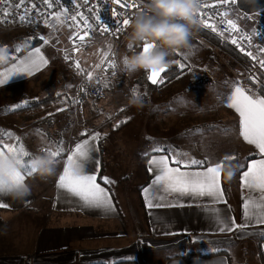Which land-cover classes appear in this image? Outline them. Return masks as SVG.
I'll list each match as a JSON object with an SVG mask.
<instances>
[{
    "label": "rangeland",
    "instance_id": "rangeland-1",
    "mask_svg": "<svg viewBox=\"0 0 264 264\" xmlns=\"http://www.w3.org/2000/svg\"><path fill=\"white\" fill-rule=\"evenodd\" d=\"M251 15L254 16L235 11L232 20L241 28L264 29V16ZM42 36L48 39V44L41 40ZM126 36L127 33L116 42L97 40L88 44L83 57L86 63L97 65L108 52L115 55L117 66L115 74L105 79L106 100L79 107L73 103L76 72L61 60V51L73 43L64 24L57 25L56 29L46 25L27 30L7 29L0 23V43L10 46V60L17 63L34 48H40L48 60L47 65L39 68L45 67L39 77L43 80L25 88L26 95L16 92L0 98V146L7 143L19 147L22 143L31 154L25 159H30L36 154H48L46 149L55 150L58 142L63 141L64 153L57 158L58 167L73 142L82 138L81 132L85 129L89 133L100 132L104 176L114 181L107 185L130 227L143 220L140 189L147 179L143 158L157 153L153 151L157 147L167 149L169 155L182 152L200 160L216 161L226 155L233 156V145L229 141L233 124L228 129L226 117L217 113L225 105L233 82L247 84L246 87L258 82L246 79L249 68L237 52L214 38H211L213 43H205L195 35L189 55L176 53L170 58L173 63L169 67H178L175 62L181 61L186 64L185 69L170 81L164 77V83L157 88L147 89L144 84L148 73L130 71L122 64L125 53L131 55L132 51L141 50L138 45L129 49ZM108 44L112 45L110 52ZM134 89L143 101L142 107L129 103ZM32 101L46 103L30 110ZM16 105L20 107L14 108ZM248 153L252 152L243 148L235 165L226 169V172L238 170L231 178L226 176L229 183L237 179L239 165L246 163ZM258 243L246 242L240 251L231 249L233 264H260L255 257Z\"/></svg>",
    "mask_w": 264,
    "mask_h": 264
},
{
    "label": "crops",
    "instance_id": "crops-1",
    "mask_svg": "<svg viewBox=\"0 0 264 264\" xmlns=\"http://www.w3.org/2000/svg\"><path fill=\"white\" fill-rule=\"evenodd\" d=\"M15 63L13 59L6 65H0V73H5ZM43 70L45 67L34 70L30 75L20 73L12 76L7 83L0 84V98L16 92L26 95L28 90L25 88L29 89L32 83L43 80L39 78ZM251 83V87L242 85L249 94H260L257 89L259 83ZM232 90L233 85L228 96ZM217 114L226 117L228 129L233 124V136L229 134L233 156L240 158L243 148L252 152L247 158L250 154L255 155L254 146L245 142L239 134V114L229 106L228 101ZM81 139L74 141L71 148ZM98 149L97 171L100 174L105 168L99 144ZM160 154L164 153H152L143 158L147 173L145 184L140 189L143 220L130 227L124 221L112 190L104 181L99 182V176L97 182L109 190L114 211L81 207L77 198L57 188L67 154L53 176L41 178L35 173L26 174L24 183L30 185V195L23 200L0 197V202L8 205L0 207V264H233L230 250L240 251L243 244L251 241H259L255 257L260 264H264V224L253 221L244 229L220 232L209 219L211 213L205 212V208H230V213L222 214H230L235 217L236 223H243L242 196L248 193L241 188L240 172L236 180L231 179L230 183L226 180V169L235 164H226L225 160L221 171L227 205L212 204L207 197L167 195L160 189L155 191L153 203L161 206L149 208L142 189L149 187L155 176L148 170V160ZM84 171H88V165H85ZM232 171L235 175L238 170L234 168ZM162 196L164 199H159ZM251 196L258 198L259 193L254 192Z\"/></svg>",
    "mask_w": 264,
    "mask_h": 264
},
{
    "label": "snow or ice",
    "instance_id": "snow-or-ice-1",
    "mask_svg": "<svg viewBox=\"0 0 264 264\" xmlns=\"http://www.w3.org/2000/svg\"><path fill=\"white\" fill-rule=\"evenodd\" d=\"M88 2L89 0H84L85 5L88 4ZM228 2L229 0H216V3L221 5L227 4ZM0 3L8 4L9 7H11L9 0H0ZM28 3L31 5L30 7L25 6L26 0H19V3L14 6L17 10L22 6H25L24 12L19 16L21 21H25L26 18H28V14L33 9H35L39 15H43V13L36 8L35 4H31V0H28ZM43 3L47 8H53L52 0H43ZM56 3L59 4V0H56ZM113 3L120 8L125 7V4H123L121 0H113ZM70 4L76 9L81 7V5L77 3V0H70ZM127 6L131 8L137 7L135 3ZM9 7L3 8V14L5 17L9 15ZM202 7L212 8L214 6L202 4ZM60 8V11L51 12L50 16L52 19H44V23L50 28L56 29L57 25H62L69 19L75 22L77 31L72 32L70 39L73 40V51L78 52L79 48L75 47L76 42H80L81 44L84 43L85 39L90 35L92 25L89 23L88 17L84 16L82 12L77 11L75 15H70L67 7L60 5ZM111 15L113 17L118 16L115 8L111 9ZM199 15L204 17L200 19V23L203 24L205 28H210L214 32L217 31V25L214 20L210 22L205 14L201 12ZM220 15L222 16L221 24L226 23L227 30L231 33H236V35H233L231 38L232 44L237 45L240 48V51L244 52L245 49L240 45L239 41L247 40L251 43L252 36L241 31L234 20L223 19L224 17H227V12L221 13ZM95 19L101 25L103 31L107 32L109 30L108 24L101 21L98 12L95 15ZM129 22L130 20L128 18L119 21L117 31L120 30L119 24L128 26ZM81 25H83L85 29L83 34H79L78 31ZM69 27H72V25H69ZM260 34L261 33L257 30H253V35ZM219 35L224 36V31H220ZM41 40L45 44L49 43L48 39L43 36L41 37ZM144 47L146 50L148 45H145ZM111 48L112 45L108 44L109 52L111 51ZM16 50L19 51V47H17ZM259 51L264 53V47L259 48ZM246 54L250 56L252 60L257 61L261 68H264V59H258V57L252 52H247ZM65 59H69L67 53H65ZM105 62L110 67L115 68L117 66L114 60L108 58V52H105L101 59V63ZM175 63L178 65L181 72L186 67L184 62L176 61ZM47 64L48 60L42 54L41 49L34 48L25 58L19 60L18 63H15L8 68L5 73H0V84L7 83L8 80L16 74L26 73L30 75L34 70H38ZM100 66V64L96 65L97 68H100ZM75 67L80 72L85 73L89 81L93 79V72L81 68L79 61H76ZM166 74L167 68L162 69L159 73H148L146 78L150 80L153 85L163 84L164 75ZM250 79L258 82L260 84L259 92L264 93V79L257 76H251ZM101 82H104L105 87L108 86L107 81H104L103 78L97 80L98 84ZM133 93L139 95L135 89L133 90ZM227 101L229 106L235 109L239 114V134L243 137L245 142L254 146L256 150L255 156H258L259 158L246 157V163H241L239 165L241 188L248 193L247 195L242 196L243 223H236L235 217L230 214H222L230 213V208L226 210L215 207L205 208L206 213H211L209 219L214 223L216 230L220 232H231L233 230L244 229L253 221L256 224H264V95L258 94L257 92L249 94V91L246 90L240 82L236 81L233 82V90L227 97ZM25 103L27 102L25 101ZM73 103H79V100H73ZM13 107L18 108L20 106L16 105ZM80 136L83 137V139L75 143L74 148H71L66 155L63 172L57 181V188L59 190H64L72 197L77 198L81 207L100 209L105 212L114 211L109 190L97 182L100 174L97 171L99 168V161L96 154L99 150V141L102 138L101 133L98 131L89 133V131L85 129L80 133ZM19 139L20 138L17 137L18 141ZM46 151L50 157L54 158L56 162H59L57 158L64 153L63 141L58 142V146L55 150L48 148ZM153 151L162 152L164 154L153 155L148 160V170L155 173L152 184L149 187L142 189L145 203L149 208L161 206L160 204L153 203V200L156 198L154 193L160 189H162L167 195L178 194V197L189 196L192 198L207 197L212 204L223 203L227 205L225 190L221 185V171L224 161L236 160V156L226 155L221 161L212 163L207 158L200 160L190 157L187 153L182 152H175L169 155L167 149H161L158 147L154 148ZM4 152H10L24 158L30 157L31 155L29 151L25 150V146L22 143L19 144V147L5 143L3 144V148H0V154ZM85 165H88V171L78 170L81 166L85 168ZM34 171V169L26 166L23 172L10 174L6 178L0 177V191H3L5 188L19 187L24 183L25 175H32ZM232 176L233 171L229 170L227 177L231 178ZM100 178L105 184L114 183V181L107 176H100ZM254 192L259 193L258 198H253L251 196ZM0 197H2V195H0ZM159 199L163 200L164 197L162 196ZM0 207H8V205L0 202Z\"/></svg>",
    "mask_w": 264,
    "mask_h": 264
},
{
    "label": "built area",
    "instance_id": "built-area-1",
    "mask_svg": "<svg viewBox=\"0 0 264 264\" xmlns=\"http://www.w3.org/2000/svg\"><path fill=\"white\" fill-rule=\"evenodd\" d=\"M69 2V3H67ZM59 0V4L56 3V0H52L53 8L49 9L43 3V0H31V4H35L36 8L40 10L43 15H39L35 9H33L29 14L28 18L25 21H21L19 19L20 14L24 12V7H30L31 5L26 0L25 6H22L19 10H17L14 6L19 3V0H9L8 4L0 3V23L3 27L7 29H27L34 30L37 28H41L46 26L44 23V19H52L50 13L53 11H60V5L67 7L69 9L70 15H75L77 11L82 12L84 16L88 17L89 23L92 25V30L90 31L89 37H87L83 44L80 42H76L75 47L79 48V51H73V43L71 46L64 48L61 51V60L63 64L69 66L76 72V92H75V100H79V103H76L79 107H84L87 105H94L100 102H103L107 98V89L104 86V82L97 83V80L103 78L105 81L106 78L112 77L116 72V67H110L107 63H98L100 64V68H97L93 63H86L83 59L84 53L87 52L88 44L92 41H105V42H116L120 38H122L128 31V26H123L119 24L120 30L117 31L118 22L122 21L124 18H128L131 20L133 15L143 7L142 0H121L123 4H125L124 8H120L119 6L113 3V0H89L88 4H84V0H77V3L81 5L79 9L74 8L72 4H70V0ZM135 3L137 5L136 8L128 7L127 5ZM238 0H229L227 4H218L216 0H203V4L213 5L212 8H201V13L205 14L206 18L209 21H215L217 25V31L214 32L210 28H205L203 24H201L199 30L196 32V36L205 43H213L211 38L218 40L222 45L231 48L235 52L238 53L242 62L246 64L249 68V73L246 79L250 80L251 76L264 77V68H261L257 61L252 60L250 56H248L247 52H252L254 55L258 57V59H264V53L259 51V48L264 47V29L263 28H251L245 29L239 27V29L246 34L252 36V41L249 43L247 40L239 41L240 45L244 47L245 51L241 52L240 48L237 45L232 44L231 38L236 33H231L227 30L226 23L221 24L222 16L221 13L227 12V17L223 19H232L233 13L236 11ZM9 7V15L7 17L3 14V8ZM115 8L118 16L113 17L111 15V9ZM99 13L101 17V21L107 23L109 26V30L107 32L102 30L101 25L96 21L95 15ZM204 17L199 15V20ZM79 19V17H78ZM72 25V27H69ZM64 26L72 35L73 31H77L75 26V22L70 19L65 21ZM253 30H257L260 35H253ZM79 34H83L85 31L83 25L79 27ZM224 31L225 35L220 36L219 32ZM202 32V33H200ZM65 53L68 54L69 59H65ZM108 58L112 59L116 62V57L113 53L108 54ZM79 61L81 68L86 71L93 72V79L88 80L85 73L80 72L76 67L75 63ZM106 69V71H105Z\"/></svg>",
    "mask_w": 264,
    "mask_h": 264
},
{
    "label": "clouds",
    "instance_id": "clouds-1",
    "mask_svg": "<svg viewBox=\"0 0 264 264\" xmlns=\"http://www.w3.org/2000/svg\"><path fill=\"white\" fill-rule=\"evenodd\" d=\"M142 3L143 7L129 22L126 36L129 49L138 45L141 50L132 51L131 55L125 53L121 60L130 71L159 73L173 63L170 58L176 53L185 56L191 53L193 37L201 26L199 13L203 0H142ZM145 45H148L146 50ZM9 47L0 43V65L8 64ZM129 103L143 106L142 99L134 93ZM26 166L34 169V173L41 178H47L55 174L57 162L48 154H36L27 160L10 152L0 154V177L23 172ZM78 170L84 171V167ZM30 193L31 188L27 183L0 191V195L15 200H23Z\"/></svg>",
    "mask_w": 264,
    "mask_h": 264
},
{
    "label": "trees",
    "instance_id": "trees-1",
    "mask_svg": "<svg viewBox=\"0 0 264 264\" xmlns=\"http://www.w3.org/2000/svg\"><path fill=\"white\" fill-rule=\"evenodd\" d=\"M236 12L238 13H242L244 15H251V14H259V15H263L264 16V0H238L237 3V8H236ZM180 72V70L178 69V67L176 65H171L169 67V71L167 72L166 75H164V77L167 79V81L172 80L178 73ZM173 73V74H172ZM147 77V76H146ZM145 77V87L147 89H155L158 87V84L153 86L148 82V79ZM261 79H264V77H262ZM258 91L260 89V84L258 85ZM260 93V92H259ZM262 95H264V93H260ZM46 102L43 101H32L31 103H29V108L30 110H35L38 109L41 105H44ZM237 159L236 160H232V161H225V163H236L239 159V156H236ZM258 158V156L252 155L250 158ZM143 163L145 164V161L143 159ZM104 170L101 169V173L100 176H103ZM99 176V182L103 183V180L100 178Z\"/></svg>",
    "mask_w": 264,
    "mask_h": 264
},
{
    "label": "water",
    "instance_id": "water-1",
    "mask_svg": "<svg viewBox=\"0 0 264 264\" xmlns=\"http://www.w3.org/2000/svg\"><path fill=\"white\" fill-rule=\"evenodd\" d=\"M169 71V67L167 68V72ZM163 75V74H162ZM148 82L151 84V85H153L152 83H151V81L150 80H148ZM157 85V84H156ZM153 86H155V85H153Z\"/></svg>",
    "mask_w": 264,
    "mask_h": 264
}]
</instances>
